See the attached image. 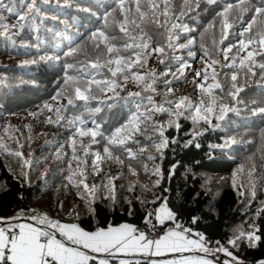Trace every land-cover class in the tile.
<instances>
[{
	"label": "trees",
	"instance_id": "16d2710c",
	"mask_svg": "<svg viewBox=\"0 0 264 264\" xmlns=\"http://www.w3.org/2000/svg\"><path fill=\"white\" fill-rule=\"evenodd\" d=\"M3 2L13 11H4L0 21V24L8 25L7 28L0 27L1 217H17L16 212L20 209H35L61 224L73 223L87 231H94L109 224L146 225V213L156 211L167 203L176 214L177 222L202 231L213 243L218 241L217 245L231 251L236 260L242 263L264 261V115L253 114V110L264 108V69L259 67L264 64V47L251 46V50L257 53L253 57L254 64L250 66L251 73L255 75L245 74L239 66V60L246 52L236 56L235 66L223 67L225 64L232 65L237 49L233 48L228 53V60L224 59L221 51L229 42L237 44L239 40L249 38V34L241 37L239 33L250 21L251 11L241 13L239 17L233 11L230 22L234 27L229 31L228 40L221 45L216 12L225 4L236 5L238 0H218L215 5L200 0L199 7L195 0H187L186 3L184 0H171L170 15L177 10L185 13L173 23H183L187 30L173 29L174 33H179V38L172 41L173 48L166 47L163 57L152 54L144 68L139 70L140 74L152 71L157 77L154 85L157 94L153 95L155 104H163L167 108L171 107L165 103L167 100L188 97L196 104L201 98L206 99L196 86L200 78L195 76L194 70L204 69L214 59L218 61L213 66L217 73L216 81L224 88L223 93L219 89L213 90L217 103L234 106L239 111L228 112L224 120L217 119L218 112L213 113L209 117L210 124L201 121L193 125L191 119L180 117L177 121L179 128L167 126V122L173 119L170 115L156 112L141 125L147 131L134 136L141 143L132 145L129 142L134 152L145 146L146 152L129 162L125 159L126 153L111 149L113 156H119L124 163L105 158L93 167L94 153L105 156V141L97 137L99 143L90 144V138L86 136L82 138V146L81 138L67 123L73 115L83 112L79 107L83 102L76 101L77 107L73 108L67 103L70 98L68 93L57 99L53 97L61 90L65 72L75 74L73 69H66V64L72 63L79 68L78 61L95 58L92 41L87 38L93 31L104 27L102 17L116 7V0H37L40 13H33L24 21H20L19 17L25 14V5L30 0ZM252 3L260 6L259 0H252ZM261 19L256 17L252 35ZM211 23H215L216 27L209 28ZM158 39L162 45L165 43L163 37ZM213 39L217 41L216 45H213ZM191 40L195 42L189 43ZM78 45L80 50L75 56L64 55ZM44 54H55L61 59L55 63H25ZM161 58L164 59L163 64L160 63ZM185 64L188 67H184L181 73L179 69ZM233 72L238 76L237 87L244 89L235 100L227 94ZM96 79L105 81L111 77L104 72L97 74ZM162 81H169L170 84ZM212 82L209 68V80L203 83L207 87ZM116 83L120 87L115 92L93 87L96 99L90 104L93 108L100 107L101 112L87 120L88 127H92L95 120L107 133L136 111L137 104H141L139 111H146L147 101H141L150 92L143 91L141 84L133 78L126 81L117 78ZM130 92H140L141 96L130 97ZM45 104L49 108H45ZM58 108L64 119L58 120ZM154 124L164 125L163 134L169 140L162 158L148 139H160L158 133L152 130ZM217 124L220 127H215ZM194 127L203 135L195 137L193 144L185 146V141L193 139L191 133ZM74 136L78 161L72 158L71 139ZM229 138H235L239 143L224 149L213 147L224 144ZM196 143L200 147H196ZM85 148L89 153L87 156L84 155ZM149 155H156L157 158L148 159ZM129 163L135 175L129 170ZM157 166L161 176L154 174ZM98 169L102 171L97 175ZM81 172L83 177L79 175ZM69 175L73 177L72 182L66 179ZM109 177L115 179L110 183ZM81 179L89 185V189L96 186L93 194L90 195L82 184L76 186ZM193 217L198 218L195 224L192 223ZM151 218L148 219L151 221ZM169 223L173 222L167 221L163 226ZM253 228L256 229L255 234L261 237L254 245L250 246L247 240L236 247L228 243L238 230L247 232ZM230 261L236 264L234 260Z\"/></svg>",
	"mask_w": 264,
	"mask_h": 264
},
{
	"label": "snow or ice",
	"instance_id": "6c2138e0",
	"mask_svg": "<svg viewBox=\"0 0 264 264\" xmlns=\"http://www.w3.org/2000/svg\"><path fill=\"white\" fill-rule=\"evenodd\" d=\"M47 2V0H45ZM186 3L187 0H184ZM196 6L199 7L200 0H195ZM209 5H215L218 0H205ZM260 6L252 3V0H238L236 5L231 3L225 4L222 9L216 12V17L219 18L220 39L219 44L223 45L225 40H228L229 31L233 29L234 25L230 22V18L233 11H236L237 17L241 13L251 11L253 13L250 21L246 27L239 33L241 37L245 34H249V38L245 41L241 39L237 44L229 42L227 46L221 49L224 59L228 60V53L237 49L236 55L232 57V65H223V67H232L236 65V56H239L241 52H246V55L242 56L239 60V66L245 70V74L251 73V65L254 64L253 57L257 54L254 50H251V46L258 45L264 47V0H259ZM172 7L171 0H116V7L111 11L105 12L103 19L104 27L93 31L87 38L92 41L93 48L96 52L95 58H86V62L78 61L80 67L69 63L66 64V69H73L74 75H68L65 72V77L62 80L61 90L56 93L53 99H57L64 93H68L70 98L68 99V105L76 108V101H82L83 112L75 114L70 120H67L70 129H74V132L81 138L80 143L83 146V137L90 138V144L99 143L97 137L105 141L104 154L101 156L99 152L94 153L95 160L93 161V167H96L98 162L103 159H114L117 162L123 164L124 160H121L119 156H113L111 149H117L122 153H126L125 159L129 162L136 160L144 152L147 151V147H140L138 151H133V148L129 146V142L132 145H139L141 142L134 139V136L138 133L147 131L146 128H142L144 124L154 113L161 112L170 115L173 119L167 122L168 127L179 128L180 125L177 122L180 117L191 119L193 125L199 124L203 121L205 124H210V115L217 113V119L224 120L228 112L236 113L239 110L236 107H229L223 103H217V96L214 95L213 90L219 89L221 93L224 92L221 84L216 81V70L214 65L218 63L217 60L212 59L210 64H206L202 70H194L195 76L200 78L197 81L196 86L200 89L202 96L207 98H201L198 103L194 104L188 97L167 100L165 103L171 105V107H164L163 104L156 105L153 100V95L156 93L155 84L157 77L152 71H145L144 74H140V69L144 68V64L147 58L152 54H159L160 57L165 55V48H173V40L179 38L178 32H173V29L187 30V26L183 23H173L175 20H179L180 16L184 15L183 10L173 11L170 15V9ZM26 11L24 15L19 17L20 21L26 20L33 13H40L41 9L38 7L37 0H30L25 5ZM191 9H189L190 11ZM7 11L11 13L13 9L0 0V21L3 20V12ZM261 17L260 25L257 28L254 35H252L253 25L257 23L256 17ZM53 19H58L53 17ZM111 20V23L109 21ZM0 27L7 28L8 25L0 24ZM216 24L211 23L209 28H215ZM23 30V25H21ZM158 37H163L165 43L162 45ZM139 41V42H138ZM152 43H149V42ZM194 40L189 43H194ZM213 45H216L217 41L213 39ZM181 47H187V45H181ZM80 50L78 45L76 48L70 49L64 55L66 57L75 56ZM195 55L194 53H189ZM207 56L208 53L206 52ZM61 59L60 56L52 54L40 55L38 59L25 62L30 64L38 63H55ZM103 60V62H102ZM247 61V65L245 64ZM160 63H164V59H160ZM184 67L188 65H181L179 71H183ZM259 67L264 69V64H260ZM209 68H211L212 83L205 87L203 82L209 80ZM106 72L110 74L111 79L105 81H99L96 79V75ZM255 75V73H251ZM167 75V73H164ZM121 78L128 80L129 78L135 79L141 84L143 91L150 92L142 98L141 103L144 100L147 101L145 105L146 111H139L141 104L136 105V111L129 114L128 118L119 126L112 129L110 132H105L100 124L95 123L93 120V126H87V120L92 119L93 115L101 112L100 107L93 108L90 104L91 100L96 99L93 95V87L103 91L104 88H108L109 91L115 92L120 87L116 83V79ZM238 76L233 72L230 76V85L228 95L235 100L238 94L243 91V87H237L236 81ZM202 81V82H201ZM169 83V81H162ZM171 92V88H168ZM130 97H140V92L129 93ZM113 99V97H109ZM223 97H220L222 101ZM152 105V107H148ZM111 107V105H109ZM45 108H49V105L45 104ZM50 110V109H49ZM57 117L64 119L60 116L61 109H57ZM264 115V108L253 110V114ZM88 115L85 116L84 114ZM188 113V115H186ZM51 122V118H49ZM83 125L84 127H80ZM215 127H220L219 124ZM164 125L154 124L152 130L158 133L160 139L152 140L149 137V141L155 152L163 157V149L169 145V140L164 137L163 134ZM206 130V129H205ZM193 139L185 141V146L194 143L195 137L203 135V132L193 129L191 133ZM173 143L175 141H172ZM73 159L79 160L76 156V138L71 139ZM239 143L235 138H229L222 145H214L217 148H230L232 145ZM196 147H200L198 143ZM89 153L85 148L84 155ZM57 158H60V154H57ZM148 159L155 160L156 155H149ZM85 163H87L85 161ZM129 170L135 175L132 170L131 163L128 164ZM175 167V166H173ZM146 169V166H145ZM102 171L98 169L96 174ZM171 172V170H170ZM154 174L161 176V170L157 166L154 169ZM83 177V172L79 173ZM66 179L69 182L73 181L71 175ZM115 179L109 177V182ZM160 180L157 179L156 183L159 184ZM83 185L85 190H88L89 194H93L95 185L89 189V185L84 182V179L76 184L77 187ZM255 195V192L252 193ZM114 199V198H113ZM131 205V201H129ZM131 214V208L129 209ZM149 217L155 218L160 224H164L165 220L174 221L177 217L166 205H163L155 213L147 212L145 217V224L150 223ZM20 218L0 217V264H112V261L120 253L129 252H143L153 256H161L166 252H184L189 251L192 248H199L205 253L209 251L204 246L203 234L197 233L198 239L189 238L192 235L191 229H185L182 225L177 224L175 229H170L165 232L158 239H148L143 231L129 224H120L113 226L109 224L107 227H98L94 231H86L79 227L77 224H61L59 221L49 219L46 215H32L30 220L36 221V224L32 223H16ZM198 218L193 217L192 223H197ZM155 225H153L154 227ZM256 229L245 232L244 230H238L234 233L233 237L228 240V243L233 247L244 240H247L249 245H254L256 241H259L261 237L255 234ZM217 244L219 242L217 241ZM217 251H223L227 256L232 257L233 253L227 248H217ZM234 260L236 258H233ZM119 264H132L128 260H119ZM139 264V262H137ZM151 264H212V261L205 258H180L165 260L157 262L153 260ZM224 264H232L231 261L224 262ZM236 264H241L239 260H236ZM260 264H264L261 261Z\"/></svg>",
	"mask_w": 264,
	"mask_h": 264
},
{
	"label": "crops",
	"instance_id": "0c3cea01",
	"mask_svg": "<svg viewBox=\"0 0 264 264\" xmlns=\"http://www.w3.org/2000/svg\"><path fill=\"white\" fill-rule=\"evenodd\" d=\"M18 217L20 218L18 221H23V223H32V224H36L37 223L36 221H32L31 220L32 221L31 222L29 220H26V218H29L31 216H29V217L18 216ZM3 218H9V217H3ZM167 221L168 220H165V222H167ZM62 224H73V223H62ZM161 226L163 227L162 235L165 232H167L168 230H170V229H175V228H170L167 225L163 226V224H161ZM192 239H198V238L197 237H193ZM204 246L209 249V251L207 253H205L203 250H201L199 248H192L189 251L178 252V253L177 252H166L165 254H163L161 256H153V255H150V254H147V253H143V252L120 253L113 260V261L116 260L117 263H113V261H112V264H119V260H121V259L128 260V261H131V262L136 261V262H139V264H151V262L153 260H155L157 262H161V261H165V260L180 259V258H184V257L194 258V259L195 258H205V259H208V260L212 261V264H218V263L219 264H223V259H225V262L230 261V260H234L233 256L229 257L223 251H217V249L210 248V246L207 243H205V241H204ZM215 251H216V253H215ZM217 253H220V254H217ZM217 255H220V256L217 257ZM234 261L236 262V259Z\"/></svg>",
	"mask_w": 264,
	"mask_h": 264
},
{
	"label": "built area",
	"instance_id": "2783aa9c",
	"mask_svg": "<svg viewBox=\"0 0 264 264\" xmlns=\"http://www.w3.org/2000/svg\"><path fill=\"white\" fill-rule=\"evenodd\" d=\"M152 212L155 213V210H152ZM16 215L22 216V217H29L32 215L40 216L43 214L41 212L35 210V209H20L16 212ZM178 224L182 225L183 228H185V229H191L192 235L189 237L191 239L193 237H197L196 236L197 233L203 234V232L200 230L192 229V228H190V227H188L182 223H179V222H178ZM153 225H155V226L153 227ZM176 225L177 224L169 223L167 226L170 228H176ZM135 227L138 228L140 231H143L146 234L147 238L152 239V240L158 239L162 235V231H163V227L161 226V224H159V222L155 218H151L150 223H148L147 225H138ZM203 236L205 238L204 239L205 243H207L210 247L219 246L216 243L211 242L204 234H203ZM113 263H117V261L115 260V261H113ZM132 264H137V262L133 261ZM242 264H259V263L258 262H246V263L244 262Z\"/></svg>",
	"mask_w": 264,
	"mask_h": 264
},
{
	"label": "rangeland",
	"instance_id": "374dc122",
	"mask_svg": "<svg viewBox=\"0 0 264 264\" xmlns=\"http://www.w3.org/2000/svg\"><path fill=\"white\" fill-rule=\"evenodd\" d=\"M163 205H166L168 209H170V207L167 205V203H164ZM163 205H161L160 207H158V209H160ZM157 209V210H158ZM171 210V209H170ZM26 220H29L31 221L29 218H26ZM32 222V221H31ZM174 224H178V222L176 220L172 221ZM16 223H23V221H16ZM212 249H217V248H220V246H214V247H210ZM216 253V251H215ZM217 254H220V253H217ZM220 255H217V257H219ZM216 263V262H215ZM219 264V263H218ZM242 264V262H241Z\"/></svg>",
	"mask_w": 264,
	"mask_h": 264
}]
</instances>
